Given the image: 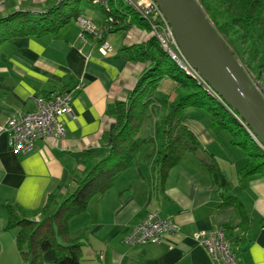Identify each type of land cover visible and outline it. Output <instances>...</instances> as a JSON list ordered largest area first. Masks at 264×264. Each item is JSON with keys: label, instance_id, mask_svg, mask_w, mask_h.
<instances>
[{"label": "crops", "instance_id": "obj_1", "mask_svg": "<svg viewBox=\"0 0 264 264\" xmlns=\"http://www.w3.org/2000/svg\"><path fill=\"white\" fill-rule=\"evenodd\" d=\"M54 1L45 0L39 11L35 7L27 10L40 13ZM80 32L79 23L71 22L57 35L13 38L0 46V123L35 111L34 97L38 95L76 92L72 112L63 118L66 138L39 139L33 151L15 154L8 146V136H0V264H24L17 248V230L5 229L6 206L18 207L26 217L37 220L47 196L68 186L71 177L84 170L82 160L89 150L102 148L103 133L112 123L106 114L108 104L126 101L144 70L125 48L145 42L150 37L148 31L138 27L123 31L126 37L111 45L108 55H102L90 39L82 41ZM112 35L106 38L109 43ZM175 85L166 79L159 90L173 96ZM187 114L186 126L219 161L222 157L215 151L228 143L227 138L214 134L199 118L198 110L189 109ZM152 131L143 134L148 138ZM153 147L144 155L139 153L110 191L94 197L85 213L70 220L72 236L83 242V264H215L195 235L220 228H230L243 240L240 264H264V177L240 180L236 170L233 181L220 165L232 182L231 194L244 204L248 215L244 225L235 209L221 206V193L209 171L192 153H187L170 171L165 185L159 186L146 157ZM239 161L236 163L243 167L247 159L241 156ZM149 213L172 220L178 233L159 242L130 245L127 236Z\"/></svg>", "mask_w": 264, "mask_h": 264}, {"label": "trees", "instance_id": "obj_2", "mask_svg": "<svg viewBox=\"0 0 264 264\" xmlns=\"http://www.w3.org/2000/svg\"><path fill=\"white\" fill-rule=\"evenodd\" d=\"M94 1L56 0L42 12L34 14L23 6L15 9L17 1L8 0L12 9H8L7 14L0 13V46L13 38L57 35L71 22L78 23L80 17L91 18L82 13L81 5L83 2L94 4ZM106 1L107 7L100 5L105 16L103 23L91 18L97 23L101 37L88 34V40L98 46L107 36L133 27L148 31L150 37L145 42L125 48L131 60L143 64L144 70L126 101L108 104L106 114L112 123L103 133L102 148L89 150L82 160L84 170L71 177L68 186L47 196L37 220L26 217L18 207L6 206L5 229L17 230V248L24 264H83V242L72 236L70 220L85 213L94 197L110 191L149 144L154 149L147 159L159 186H164L170 171L187 153H192L209 171L213 185L221 193V206L235 209L246 225L248 215L243 202L231 194L232 182L223 173L217 159L202 147L185 124L189 109L198 110L199 118L214 134L220 137L230 135L232 145L246 150L247 162L239 170L240 180L264 177V151L229 108L168 56L158 39L151 35L152 27L147 20L134 13L124 0ZM208 1L199 0L246 72L264 87V0H214L221 7L228 8L226 19L221 23L217 11H213ZM166 79L176 84L173 96L159 90L161 82ZM147 121L154 126L152 136L148 138L141 135ZM240 130L248 140L239 139ZM249 141L254 144L255 152L248 149ZM224 230L239 248L237 252L242 251L241 237L230 228Z\"/></svg>", "mask_w": 264, "mask_h": 264}, {"label": "built area", "instance_id": "obj_3", "mask_svg": "<svg viewBox=\"0 0 264 264\" xmlns=\"http://www.w3.org/2000/svg\"><path fill=\"white\" fill-rule=\"evenodd\" d=\"M124 1L134 13L150 23L153 35L158 39L168 56L185 70L187 75L194 78L199 85L205 87L225 104L199 73L187 63L175 39L171 25L156 2L154 0ZM94 3L107 7L106 0H95ZM78 23L81 26L79 37L82 41H88V34L98 36V38L101 37V31L93 19L80 17ZM98 49L102 55H108L112 51V46L105 39L98 45ZM75 93L74 90H63L49 94L48 97L36 98L37 108L35 111L13 115L7 122L0 123V136L4 133L8 136V146L15 154L31 152L39 139L64 138L66 136V126L63 118L72 112ZM225 106L236 116L242 127L264 151V146L253 131L239 115L234 114L235 111L228 105L225 104ZM178 231V226L172 220L161 218L157 213H149L144 220L132 229L126 240L132 246L140 243L159 242L166 235L176 234ZM195 239L198 244L208 251L215 264H240V257L237 252L239 248L234 246L224 228L208 233L199 232L195 235Z\"/></svg>", "mask_w": 264, "mask_h": 264}, {"label": "water", "instance_id": "obj_4", "mask_svg": "<svg viewBox=\"0 0 264 264\" xmlns=\"http://www.w3.org/2000/svg\"><path fill=\"white\" fill-rule=\"evenodd\" d=\"M187 63L264 146V95L199 0H154Z\"/></svg>", "mask_w": 264, "mask_h": 264}, {"label": "rangeland", "instance_id": "obj_5", "mask_svg": "<svg viewBox=\"0 0 264 264\" xmlns=\"http://www.w3.org/2000/svg\"><path fill=\"white\" fill-rule=\"evenodd\" d=\"M17 2H16V6H14L15 7V9H20V8H22V6L23 7H26V9H31V11H32V7H35V9H37L38 8V11H39V9H40V7H39V5L41 4V3H43V2H39V0H37L36 2H34V0H16ZM56 1V0H55ZM54 1V2H55ZM54 2H53V4H54ZM209 2V4L210 5H212V8H213V11L215 12V11H217V18H218V21L221 23V22H224V20L226 19V12L228 11V8L224 5V6H220L219 4H217V2L216 1H214V0H209L208 1ZM9 4L10 3H8V0H0V13H1V15H3V14H7L8 13V11H10V10H8V9H12V7L11 6H9ZM69 4H72V2H69ZM82 13L86 16V17H94L93 19H99V18H102L103 20H104V13H103V10H102V8H101V6L100 5H97V4H92V3H87V2H83L82 3ZM66 8H67V6H65ZM35 14V13H34ZM37 14V13H36ZM133 15H134V13H133ZM133 15H131V18L133 17ZM153 33H151V35H152ZM150 36V35H149ZM124 37H126V32H118V33H114L112 36H111V39H109L110 40V43H111V45L112 46H114V45H117L118 43H119V41L118 40H120L121 38H123L124 39ZM224 38H225V36H224ZM226 39V38H225ZM227 40V39H226ZM235 53V52H234ZM236 55V54H235ZM237 56V55H236ZM238 57V56H237ZM239 58V57H238ZM248 73V72H247ZM249 76H250V78L253 80V82L257 85V87L259 88V90L262 92V94L264 95V87L259 83V81H257L252 75H250L249 74ZM140 78V77H139ZM137 84V83H136ZM134 89V88H133ZM215 96V95H214ZM38 97H46L45 95H38V96H36V97H34V101H35V103H36V98H38ZM47 97H48V95H47ZM36 106H37V104H36ZM149 123V121H147V124ZM153 130L154 129V126H153V124H148V126L146 127V126H144L143 127V130L145 131V133L147 134L148 133V130ZM239 132H241L240 133V137H239V139L240 140H248V137L245 135V133L243 132V131H239ZM145 133L143 134V133H141V135L143 136H145ZM226 137H224V138H227V144L223 147V146H220V150H218V151H215L216 152V154H220V157H222V158H219L218 157V159H219V161H218V163L222 166V168H223V171L225 172V173H228L229 175H230V177L229 178H231L232 180L235 178V171L236 170H240L241 168H242V165H240L239 163H236V162H238L239 160H240V158H241V156L243 157V158H246L247 159V153H246V150H243V149H241V148H239V147H237V146H235V145H232L231 143H230V139H231V136L230 135H227V134H224ZM66 136H67V129H66ZM66 136L64 137V138H66ZM146 137V136H145ZM64 138H60V139H64ZM147 138V137H146ZM49 139H57V138H49ZM45 140H47V139H45ZM151 147H152V145L151 144H149V145H147L144 149H143V151H141L140 152V155H144L143 154V152L144 151H146L147 149L149 150V149H151ZM203 147V146H202ZM154 148V147H153ZM248 149L249 150H251L250 152H255L256 151V149H255V147H254V144L251 142V141H249V143H248ZM34 150V149H33ZM32 150V151H33ZM209 151H212V148L209 150ZM148 153V152H147ZM209 153V152H208ZM150 154V153H149ZM147 156H148V154H147ZM146 156V157H147ZM223 157H226V158H223ZM225 160H227L226 162H224ZM150 162V161H149ZM234 163V165H232L233 163ZM240 162V161H239ZM236 166V167H235ZM233 181H235V180H233ZM64 192H66V190H64ZM178 233V232H177ZM176 233V234H177ZM84 262H86V261H84Z\"/></svg>", "mask_w": 264, "mask_h": 264}, {"label": "bare ground", "instance_id": "obj_6", "mask_svg": "<svg viewBox=\"0 0 264 264\" xmlns=\"http://www.w3.org/2000/svg\"><path fill=\"white\" fill-rule=\"evenodd\" d=\"M139 224V223H138ZM227 234V233H226ZM227 236H228V234H227ZM228 238L231 240V238L228 236ZM232 241V240H231ZM233 243V242H232Z\"/></svg>", "mask_w": 264, "mask_h": 264}]
</instances>
